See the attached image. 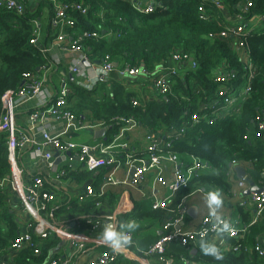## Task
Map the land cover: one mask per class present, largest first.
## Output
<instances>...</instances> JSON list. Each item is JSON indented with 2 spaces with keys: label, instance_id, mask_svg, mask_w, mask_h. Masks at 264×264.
Returning <instances> with one entry per match:
<instances>
[{
  "label": "trees",
  "instance_id": "1",
  "mask_svg": "<svg viewBox=\"0 0 264 264\" xmlns=\"http://www.w3.org/2000/svg\"><path fill=\"white\" fill-rule=\"evenodd\" d=\"M247 1L253 5L249 12L243 13L248 32L244 38L251 66L245 63L241 50L236 48L239 38L220 36L226 26L232 25L236 13L242 12ZM222 2L225 5L223 11L211 3H202V0H154V10L147 14L134 9L129 0H38L28 5L23 14L0 6V119L4 114L2 95L10 90H18L25 73L39 75L43 66L52 63L51 56L41 51L47 47L42 35L44 32L49 36L52 31L54 39L56 31L52 28L51 20L55 14V4H68L66 17L75 22L70 34L78 35L85 31L98 34L82 42L86 55L94 62L108 55L118 68L144 65L155 73L161 67L176 65L174 54L186 53L196 64L195 68L191 64H178L180 69L172 78L171 91L167 96L158 95L154 99L151 97L154 91L149 85L150 76L122 78L113 72L92 89L67 79L69 109L82 117L84 122L102 124L103 128H107L105 140L100 138L96 141L108 142L124 125L115 119L118 116L133 117L142 129L162 137L185 128L182 136L172 142V151L181 156L196 155L208 163L213 172L193 178L184 193L199 190L206 194L219 192L224 197L228 192L231 194L229 174L231 165L236 164L246 166L252 182L264 181V140L256 136L253 123L255 116L264 108V0ZM77 5L86 8V12L77 10ZM200 6L202 11L199 10ZM36 31L41 35L37 44L33 45L30 40ZM251 71V90L240 96L225 116L212 114L211 119L192 124L193 114L201 115L206 111L205 105L211 106L219 100L217 90L220 85L216 79L220 73L234 72L235 78L225 85L242 92L244 89L241 88L247 85ZM132 99H137L138 105H133ZM7 141V134H0V178H7L11 174ZM143 154L137 153V156L145 157L146 151ZM117 158L123 160L121 156ZM100 171L106 172L105 169ZM92 173L82 170L68 175L78 176V181H81ZM95 183L97 188L98 182ZM7 191L0 188V257L10 253L9 264H51V258L60 257L56 249L61 239L55 233L45 239L33 235L39 254L26 245L16 250L10 248L15 237L22 233L23 224L11 210ZM120 194L121 190L110 188L101 198L94 197L83 202L78 198L70 200L66 197L50 204L49 212H53V217L59 212L98 218L95 216L97 201L102 204L107 199L114 204ZM183 194L175 197L169 208L184 204L181 201ZM134 202L136 206L132 212L119 216V228L129 220L139 225L133 231V243L127 247L142 255L160 237L156 229L147 231V227L161 226L162 229V222L172 214L167 209L154 210L152 199L135 198ZM239 210L246 217L245 224H240V238L228 239L229 243L253 246L261 242L264 238V214L253 224H248V212L245 213L243 207H239ZM46 217L51 220L49 214ZM90 228L85 218L80 217L79 228L75 231L89 233ZM209 237L193 246L172 241L166 247V256L176 264H185L182 260L184 257L189 264H264V259L254 252L248 253L242 249L233 251L222 247L219 242L208 243ZM201 243L215 244L222 259L203 254L200 251ZM104 249L106 247L103 246L102 251ZM108 264L139 263L118 254Z\"/></svg>",
  "mask_w": 264,
  "mask_h": 264
},
{
  "label": "built area",
  "instance_id": "2",
  "mask_svg": "<svg viewBox=\"0 0 264 264\" xmlns=\"http://www.w3.org/2000/svg\"><path fill=\"white\" fill-rule=\"evenodd\" d=\"M38 0H0V6L9 11L23 14L28 5ZM134 9L141 13H150L154 10V0H129ZM214 4L219 10H225L222 0H202V3ZM252 3L247 1L242 7V12L236 13L235 24L226 26L222 30L220 36L228 38L236 36L239 38L236 48L241 50V56L248 66H251L248 58L247 42L244 36L248 34L245 29V17L243 13L249 12ZM68 4L56 3L55 14L52 17L51 25L56 31L55 40L57 42L69 38L66 33L68 28H73L75 22L66 17ZM76 9L82 13L86 12V8L77 5ZM202 11V7H199ZM79 37L73 35L70 37L65 50L72 53V59L69 65V72L77 82L87 88L92 89L101 80H106L113 72H117L122 78H135L150 76L153 90L159 96H167L171 91L169 81L177 75L180 66L178 64H191L195 68L193 58L186 53L174 54L173 61L176 65L161 67L155 73H151L144 65L131 66L125 65L118 68L106 55L99 64L92 62L85 53L83 40L86 38L97 37L96 32H82ZM241 37V38H240ZM39 38V31L31 38L30 43L36 45ZM43 53L48 48L41 49ZM88 61L89 67L83 62ZM42 69H47L43 67ZM23 83L21 87L14 91H7L2 95V108L4 114L0 119V134H8V151L11 174L7 178H0V188L9 189L15 192L20 200V204L25 212L28 213L30 219L26 225V229L20 233L12 241V249H20L24 245L34 248L35 254H39V247L36 246L33 235L39 239H45L52 233L64 238L70 242L73 252L64 257L51 258V264H78L73 261V253L83 250L87 244L95 243L106 247L95 259L89 261L88 264H108L115 260L118 255L111 248L105 245L97 233L101 232L105 227L100 220H94L95 224H90L89 233H71L63 230L57 224L46 216L49 213L50 204L57 199L54 188L56 183H60L70 172L91 171L96 172L102 168L111 167V171L102 177L98 189L92 183L84 185L83 192L79 193L77 198L83 202L91 198H100L104 195L105 187L109 185L126 184L131 187L140 186L148 174L153 173L154 180L168 188L173 194L181 189L189 186L191 180L197 177L201 172L203 161L195 155H186L183 158L177 152L172 151V142L180 138L185 131L182 128L180 132L170 133L165 137L148 132L145 136L147 142L146 156H137L136 151L130 150V142L128 136L130 132L138 127V122L133 117H116L117 121L123 122L124 125L113 135L108 142L95 141L92 144L84 143L76 139V136L83 133H96L102 129V124H90L84 122L80 116L69 109L67 97L69 89L65 82H62L58 90L49 91L45 86V78L32 73L23 75ZM235 78L234 72L220 73L217 77L219 88L217 95L219 100L204 106V113L201 115L193 114L192 124H198L203 119H211L210 115L220 114L225 116L226 106H230L237 98L247 94L251 90V82L242 92H238L231 86L225 84ZM36 98L37 103L33 109L29 111V129H23L17 123L16 110L19 106L18 102ZM236 101V103H237ZM133 105H138L136 99L132 100ZM208 108V109H207ZM232 108V107H231ZM211 112V113H210ZM256 129V136H264V108L255 116L253 121ZM23 154H27L28 160L22 158ZM123 159L119 160L117 157ZM37 166H33V165ZM43 166L42 168H40ZM169 172L165 174L166 170ZM34 167V169L32 168ZM121 168L126 171L123 180H117L115 173ZM246 184L242 180L239 182L240 187ZM169 198H158L152 194V208L157 210L166 207L172 202V196ZM250 203L257 208V217L264 211V189L260 193H252L250 195ZM182 201V200H181ZM99 205L100 202L98 201ZM216 205L209 208L210 217L203 219L195 229L183 230L180 228V219L186 212V208L175 206L171 211L173 218L169 223L163 224L162 234L149 246L142 255H135V261L139 264H174L170 258L166 256V247L172 241H177L181 245H195L198 241L204 240L209 236L218 234L217 228L224 222L231 225L232 232L220 233L228 239L238 240L240 238L239 227L237 221H229L226 218L221 219L216 214ZM255 208V207H254ZM214 210V211H213ZM208 213V214H209ZM174 214V215H173ZM32 231V232H31ZM33 233V234H32ZM222 247L225 242H219ZM126 248V247H125ZM229 249L233 251L243 250L248 253H256L260 258L264 259V244L255 243L253 246L248 244H229ZM151 258L156 259V263L150 261ZM185 264H189L187 258L182 259ZM0 264H9L5 260L0 259Z\"/></svg>",
  "mask_w": 264,
  "mask_h": 264
},
{
  "label": "crops",
  "instance_id": "3",
  "mask_svg": "<svg viewBox=\"0 0 264 264\" xmlns=\"http://www.w3.org/2000/svg\"><path fill=\"white\" fill-rule=\"evenodd\" d=\"M235 24V21L233 20V23ZM66 33L70 34V30H66ZM41 35V32H39V37ZM43 40L44 42L47 43L48 51L46 52L48 55L51 56L52 63L47 66V69H42L40 70L39 75L43 76L45 78V86L46 88L50 91L53 90H58L62 82H65L68 88L67 84V79H71L74 81H77V79L70 74L69 72V65L72 59V53L70 51L65 50L64 47L68 45V42L70 41V37L64 39L63 41L57 42L54 39H52V31L49 33V36L47 33L43 32ZM44 48V47H43ZM99 61H96L97 63ZM72 75V77L70 76ZM150 87H152L151 84H149ZM153 89V87H152ZM240 90V89H239ZM154 91V90H153ZM155 92V91H154ZM156 93V92H155ZM157 94V93H156ZM133 100V99H132ZM137 100V99H136ZM138 101V100H137ZM37 100L36 98H31L26 101H20L18 102L19 106L16 110L17 114V123L20 125L23 129H29L30 121H29V111L34 108L36 105ZM227 111V110H226ZM228 112V111H227ZM82 118V117H81ZM135 119V118H134ZM138 122V121H137ZM107 132V131H106ZM105 132V134H106ZM148 132L151 131H146L140 127V123L138 122V127L130 132L128 139L130 142V150L136 151V155L138 154H143V152L146 151L147 147V142L145 141V136ZM155 133V132H152ZM7 134V133H5ZM96 136L95 133L93 132H88V133H83L79 134L76 136V139L79 141H82L84 143L92 144L94 143L97 139H104L106 136ZM158 134V133H155ZM160 135V134H158ZM8 137V134H7ZM113 135L109 140H111ZM264 140V136L260 137ZM8 142V141H7ZM264 151V149H263ZM27 154H23L22 158L25 160H28ZM180 155V154H179ZM190 155V154H188ZM192 155V154H191ZM9 156V154H8ZM196 156V155H195ZM185 158L186 156H182ZM10 164V163H9ZM234 164V163H233ZM33 165V164H31ZM35 166V165H33ZM37 166V164H36ZM35 166V167H36ZM242 166L245 169L246 172V166L244 164H236V165H231V172L229 174V180L232 183V193L233 196L228 192L226 193L227 196L224 197V195L221 196L222 203L218 206H215L216 208V214L221 218H226L229 221H237L238 227H240V224H245L246 217L242 216V211L239 210V207H243L244 212H248L247 218H248V224H253L256 222L263 214L264 211L262 212L261 215L257 217V210L254 208L255 206L250 203V195L246 196L245 191L247 189L251 188V185L245 181L244 179H240L237 176L236 172V167ZM41 166L40 168H42ZM169 167L168 170H166L165 174L168 175L169 172ZM34 169V167H32ZM105 169L106 172H101L96 171L90 175V177H87L84 180L78 181V176H72L68 175L64 180H62L60 183H56L57 188H54L56 192V197H57V202L61 201L64 198H69L70 200L72 199H77V196L79 193L83 192L84 185L87 183H92L95 186V182H98V185L100 184L102 177L107 175L111 171V167H106L102 168ZM101 169V170H102ZM125 169L121 168L117 173H115V177L117 180H123L125 178ZM213 169L210 168V166L202 169V172L200 174H207V173H212ZM263 174V173H262ZM246 176H248L246 172ZM263 177V176H262ZM264 178V177H263ZM97 179L99 181H97ZM241 180H244L245 186L240 187L239 182ZM254 185H257L259 187L264 186V181H259V182H253ZM96 188V187H95ZM110 188H115L117 191L121 190V194L119 195V199L116 203L110 204L107 199L105 202L100 203L99 205L97 204L98 211L96 212L97 214L95 215L98 218H92L93 216L90 215H82L78 216L72 213H55V217H53V212H49L48 214L51 216V221L52 224H57L59 227H61L63 230L71 232V233H86L85 231L82 232H77L75 231L76 229L79 228V221L80 217L87 219H100L102 220V224H105L110 221L114 223L117 228H119V216L121 214H126L130 213L135 209V198H143V199H152L153 196L152 194H155L156 197L158 198H169L173 193L166 187H164L161 184H158L154 180V175L153 173H150L147 175L146 180L138 187L134 188L126 184H117V185H109L105 187V192L106 190ZM7 189V188H6ZM98 189V186H97ZM8 193V202L10 206L12 207V211H14L20 221V224L22 225V230L24 231L26 229V225L28 224V221L30 219L29 215L27 212H25L20 204V200L15 194V192H12L11 190L7 189ZM186 190H181L178 191L177 193L173 194L172 196V202L175 199V197L180 196L181 194L184 193ZM104 192V194H105ZM207 195L205 191H199V190H194L189 193H184L181 197L182 203L186 205L189 210H191V214L187 212L188 216L185 218L183 217V220L181 222L180 228L183 230H192L195 229L199 224L200 221L202 220L203 217L211 216L209 213V208L207 204ZM229 196V197H228ZM101 198V197H100ZM81 202V201H80ZM98 202V201H97ZM100 202V201H99ZM171 202V203H172ZM170 203V204H171ZM168 204V205H170ZM10 210V211H11ZM209 213V214H208ZM157 230V233L161 235L162 229L161 226H148L147 231L150 230ZM22 231V232H23ZM103 231V230H102ZM101 231V232H102ZM125 232H129L130 230H124ZM97 233L96 235L99 236L101 233ZM131 237L133 238V232L130 233ZM59 237V236H58ZM61 243L59 247L56 249V252L60 254V257H64L68 255L70 252H73V249L71 248L70 242L64 238H61ZM224 240L226 248H228V245L230 244L229 241L227 240L226 237H224L221 234H215L209 237L208 243L211 242H221ZM261 243L264 244V238L262 239ZM102 247L99 244L95 243H90L87 244L86 247L78 251L76 253H73V261L78 264H87L90 260L95 259L101 252H102ZM11 248V247H10ZM118 254H123L127 259L129 260H134L135 261V255L136 253L130 250L128 247L121 249ZM1 260H5L8 262L10 259V253H7L3 256L0 257ZM151 262L156 263L155 258L150 259ZM137 262V261H136ZM174 263V262H173ZM176 264V263H174Z\"/></svg>",
  "mask_w": 264,
  "mask_h": 264
},
{
  "label": "clouds",
  "instance_id": "4",
  "mask_svg": "<svg viewBox=\"0 0 264 264\" xmlns=\"http://www.w3.org/2000/svg\"><path fill=\"white\" fill-rule=\"evenodd\" d=\"M222 203L219 192H209L207 195V204L211 209L212 205H220ZM214 211V210H213ZM139 225L133 221L129 220L126 225H123L122 228L130 230L125 232L122 228H117V226L110 221L105 224L103 231L99 234V239L112 249L113 252H119L121 249L129 246L133 243L131 232L135 231ZM217 233H229L234 234L231 229V225L228 222H224L217 228ZM200 251L205 255L213 256L215 259H222V255L218 250L215 244H200Z\"/></svg>",
  "mask_w": 264,
  "mask_h": 264
},
{
  "label": "bare ground",
  "instance_id": "5",
  "mask_svg": "<svg viewBox=\"0 0 264 264\" xmlns=\"http://www.w3.org/2000/svg\"><path fill=\"white\" fill-rule=\"evenodd\" d=\"M214 5V4H213ZM215 6V5H214ZM241 17H245L244 15H241ZM74 28V27H73ZM69 30L70 29H72V28H68ZM68 29H67V31H68ZM74 35H76L77 37H79L77 34H74ZM70 37H73V34H71L70 35ZM82 40H84V39H82ZM92 61V60H91ZM92 62H94V61H92ZM95 63V62H94ZM99 63H100V61H99ZM99 63H96V64H99ZM115 64V63H114ZM116 65V64H115ZM252 71H251V73L250 74H248V80H247V85L246 86H244L243 88H241V89H245V88H247V86H248V83L249 82H251V80H252V78H253V75H252ZM169 84H170V89H172V79H170V81H169ZM240 89V90H241ZM236 100H237V98L235 99V101H234V103L236 102ZM233 103V104H234ZM233 104H231L230 106H226V110L228 111L230 108H231V106L233 105ZM179 139V138H178ZM177 140V139H176ZM174 141V140H173ZM173 146V145H172ZM191 155V154H190ZM203 168L202 169H204V168H206V167H208L209 165H208V163H206V162H204L203 161ZM201 169V170H202ZM200 175V174H199ZM242 181V180H241ZM244 181V180H243ZM186 189V188H185ZM185 189H181V190H185ZM263 189H264V186H262V190L260 191V192H262L263 191ZM180 190V191H181ZM260 192H257V194L258 193H260ZM252 194V193H251ZM176 206V205H175ZM174 206V207H175ZM177 206H182V207H185L186 208V212L182 215V217H181V219H180V222L178 223V224H181V222H182V220H183V217L187 214V212H188V208L186 207V205L185 204H177ZM174 207H171V208H169V205H167L166 207H164V208H161V209H167L169 212L171 211L172 212V210H173V208ZM255 208H256V206H255ZM155 210V209H154ZM256 210H257V208H256ZM170 212V213H171ZM172 213H174V212H172ZM174 215V214H173ZM171 217V216H170ZM167 218L166 220H164L163 222H162V224H167V223H169L171 220H173V218ZM206 217H210V216H206ZM205 218V217H204ZM204 218H202V220L200 221V224H202V221H203V219ZM94 220H100V219H87L86 220V224H95V222H94ZM101 222H102V220H100Z\"/></svg>",
  "mask_w": 264,
  "mask_h": 264
},
{
  "label": "water",
  "instance_id": "6",
  "mask_svg": "<svg viewBox=\"0 0 264 264\" xmlns=\"http://www.w3.org/2000/svg\"><path fill=\"white\" fill-rule=\"evenodd\" d=\"M97 63H99V62H97ZM83 64L86 67H89L90 66V63L88 61H86V60L83 62ZM70 76L72 77V75H70ZM106 131H107V128H102V129L98 130L95 134H96V136H104V134H105ZM235 169H236L238 178L244 179L245 181H247L251 185V188L250 189H247V191H245V195L246 196H249L251 193L260 192L262 190V187H259L257 185H254V183L252 182V180L248 176H246L245 169L242 166H238ZM262 176L264 177V172H263ZM188 213L191 214L192 213L191 210H189ZM194 251H195V249L192 250V252H194Z\"/></svg>",
  "mask_w": 264,
  "mask_h": 264
},
{
  "label": "rangeland",
  "instance_id": "7",
  "mask_svg": "<svg viewBox=\"0 0 264 264\" xmlns=\"http://www.w3.org/2000/svg\"><path fill=\"white\" fill-rule=\"evenodd\" d=\"M151 97H152V99H154V98H158V95L154 92L153 95H152Z\"/></svg>",
  "mask_w": 264,
  "mask_h": 264
}]
</instances>
